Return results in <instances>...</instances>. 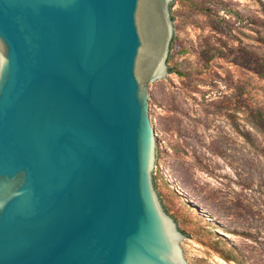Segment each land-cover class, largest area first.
I'll list each match as a JSON object with an SVG mask.
<instances>
[{
	"label": "water",
	"instance_id": "1",
	"mask_svg": "<svg viewBox=\"0 0 264 264\" xmlns=\"http://www.w3.org/2000/svg\"><path fill=\"white\" fill-rule=\"evenodd\" d=\"M178 4L0 0V264H216L155 181Z\"/></svg>",
	"mask_w": 264,
	"mask_h": 264
},
{
	"label": "rangeland",
	"instance_id": "2",
	"mask_svg": "<svg viewBox=\"0 0 264 264\" xmlns=\"http://www.w3.org/2000/svg\"><path fill=\"white\" fill-rule=\"evenodd\" d=\"M155 181L199 262L264 264V0H179Z\"/></svg>",
	"mask_w": 264,
	"mask_h": 264
},
{
	"label": "trees",
	"instance_id": "3",
	"mask_svg": "<svg viewBox=\"0 0 264 264\" xmlns=\"http://www.w3.org/2000/svg\"><path fill=\"white\" fill-rule=\"evenodd\" d=\"M171 45V44H170Z\"/></svg>",
	"mask_w": 264,
	"mask_h": 264
}]
</instances>
